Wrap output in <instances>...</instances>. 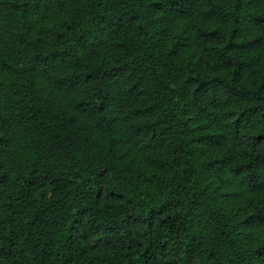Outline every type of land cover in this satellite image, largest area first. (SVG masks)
Masks as SVG:
<instances>
[{"label": "trees", "instance_id": "obj_1", "mask_svg": "<svg viewBox=\"0 0 264 264\" xmlns=\"http://www.w3.org/2000/svg\"><path fill=\"white\" fill-rule=\"evenodd\" d=\"M0 264H264V0H0Z\"/></svg>", "mask_w": 264, "mask_h": 264}]
</instances>
